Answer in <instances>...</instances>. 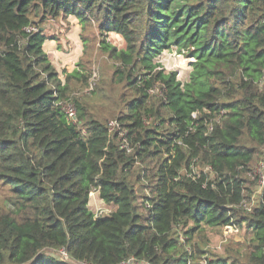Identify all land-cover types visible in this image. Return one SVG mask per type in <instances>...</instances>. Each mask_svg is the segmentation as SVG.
Returning a JSON list of instances; mask_svg holds the SVG:
<instances>
[{
    "label": "trees",
    "instance_id": "trees-1",
    "mask_svg": "<svg viewBox=\"0 0 264 264\" xmlns=\"http://www.w3.org/2000/svg\"><path fill=\"white\" fill-rule=\"evenodd\" d=\"M73 16L94 22L116 63L114 118L133 151L71 94L88 86L85 63L62 81L43 50L57 39L44 23ZM172 46L193 59L184 84L154 62ZM260 158L264 0H0V181L12 206L0 208V264H71L60 249L92 264H264V185L250 211L241 205ZM96 189L115 205L106 216L87 206ZM226 225L253 237L214 254L205 226Z\"/></svg>",
    "mask_w": 264,
    "mask_h": 264
},
{
    "label": "rangeland",
    "instance_id": "rangeland-1",
    "mask_svg": "<svg viewBox=\"0 0 264 264\" xmlns=\"http://www.w3.org/2000/svg\"><path fill=\"white\" fill-rule=\"evenodd\" d=\"M78 21V20H77ZM77 24V25H76ZM79 21L76 23L74 16L68 17L66 19L59 20H49L44 23L45 28H48V31H52L53 34L57 35V39H49L55 42V48L57 51L58 62L52 61L51 58L53 56L48 57L50 59V63L53 65L54 69L57 71L58 77L63 81L64 73L70 72L76 67L78 62H84L85 66L90 69V77L96 75L94 86L92 90L88 89V86L79 87L72 91V95L76 94L77 98H83V104H85L87 109V114L91 116L103 120L107 122V126H109L116 119L115 117V109H122L124 107L123 100H121L122 88L118 83H110V77L114 71L113 65L116 63L112 62L105 54H103L98 49V42L102 39V36L98 33L96 25L94 22H91V26H86L78 30ZM115 32H110L107 35V40L115 45L118 49L125 47V41L122 35L119 33H115L118 35L116 39H112ZM50 34H52L50 32ZM55 50V51H56ZM57 57V56H56ZM55 58V57H54ZM57 58H55L56 61ZM54 60V59H53ZM192 58L187 57L184 52H179L175 46H172L169 49L163 50L157 57L154 58V62L159 63L165 72L176 71L177 79L180 80L182 84L189 80V74L192 70V66L190 65ZM94 73V74H93ZM88 79V83H89ZM104 84L106 89L108 90L109 96L106 98L99 96L97 94L96 88L99 85ZM93 91H95L93 93ZM154 91H157L154 89ZM93 93V94H92ZM126 97L124 98V100ZM70 102V101H67ZM71 103V102H70ZM73 103V102H72ZM76 109V107H75ZM75 114L77 115V110H75ZM67 120L71 123L76 122V118H69ZM120 127V126H119ZM120 132L125 135L126 132L123 128H119ZM116 132L112 130V133ZM131 151L134 148L130 149ZM263 158L258 159L252 165V172L250 174H244L243 176L246 178V183L249 186V190L253 191L254 197L258 198V174L256 170V166L258 163H261ZM195 171L199 170V168H195ZM206 171V169H203ZM247 193L245 196L246 202L250 201V198H253ZM11 192L7 185H2L0 181V208L10 209L12 206L10 205ZM249 196V197H248ZM257 203V202H256ZM256 203L252 204L251 207L256 205ZM88 208L92 211L94 216H106L111 213L115 209L114 204H107L104 202L100 196L98 189L91 192L89 195V200L87 204ZM235 228L224 226L223 228L219 227H207L206 235L209 239V248L215 254H220L223 252V247L231 240L236 243L246 244L253 237V233L251 230L247 229L245 226ZM58 256L68 261L71 264H84L83 261H77L74 259L68 258V256H64V254H60L58 251ZM125 260V259H124ZM145 264V263H144Z\"/></svg>",
    "mask_w": 264,
    "mask_h": 264
},
{
    "label": "built area",
    "instance_id": "built-area-1",
    "mask_svg": "<svg viewBox=\"0 0 264 264\" xmlns=\"http://www.w3.org/2000/svg\"><path fill=\"white\" fill-rule=\"evenodd\" d=\"M24 30H25V32H27V33H31V32H34V31H37L38 30V28L37 27H35V26H33V25H29V26H26L25 28H24ZM94 74V73H93ZM95 78H96V75H93V76H91V78L89 79V83H88V89L89 90H92L93 89V86H94V82H95ZM151 92H153L154 90H150ZM63 110H64V112H65V114H66V116H68L69 118H73V119H75V108H74V106H73V104L72 103H70V102H66V103H64L63 104ZM195 115V113H193V116ZM120 127H119V125H118V123H117V121L115 120V121H113L109 126H108V130H109V132H112V130H118ZM209 128L211 129V125L209 126ZM120 131V130H119ZM119 135L122 137V148H124L127 152H130L131 150V148H129L128 147V142H127V140H126V137H125V135H123L121 132H119ZM263 166H264V164H263V162H261V163H258V166H256V170H257V174H258V184H259V188H258V198H256V197H254V193H253V191L251 192V196H253V198H250V201H248V202H246V199H243L242 201H241V205H242V207L244 208V209H246V210H248V211H250V209H251V205L249 204V203H252V204H254V203H256L259 199H260V192H261V189H262V186L264 185V173H263ZM205 169H207V170H209L210 168L209 167H206ZM228 228L229 227H231V228H235L234 227V225H226ZM59 253L60 254H64V256H66L67 254H66V252H65V250L64 249H60L59 250ZM83 263L84 264H92V263H88V262H84L83 261ZM200 263L201 264H208V262H207V260L204 258V259H201L200 260ZM117 264H140V263H138V262H136L135 260H134V258L133 257H129V258H127V259H125V260H122V261H120L119 263H117Z\"/></svg>",
    "mask_w": 264,
    "mask_h": 264
},
{
    "label": "crops",
    "instance_id": "crops-1",
    "mask_svg": "<svg viewBox=\"0 0 264 264\" xmlns=\"http://www.w3.org/2000/svg\"><path fill=\"white\" fill-rule=\"evenodd\" d=\"M74 19H75V21H76V23H78V21H77V18L76 17H74ZM77 25V24H76ZM79 25V28H78V30H80L81 29V26H80V24H78ZM48 42H51V44L50 45H47V43ZM56 46H55V42L53 41V40H49V39H47V40H45V42L43 43V50L49 55V56H53V58H51L52 59V61H53V63L54 62H57V65H59V62H58V57H59V55L57 54V51L58 50H56V48H55ZM56 50V51H55ZM57 56V57H56ZM57 58L56 59V61H55V58ZM54 59V60H53Z\"/></svg>",
    "mask_w": 264,
    "mask_h": 264
},
{
    "label": "water",
    "instance_id": "water-1",
    "mask_svg": "<svg viewBox=\"0 0 264 264\" xmlns=\"http://www.w3.org/2000/svg\"><path fill=\"white\" fill-rule=\"evenodd\" d=\"M41 29V28H40Z\"/></svg>",
    "mask_w": 264,
    "mask_h": 264
}]
</instances>
